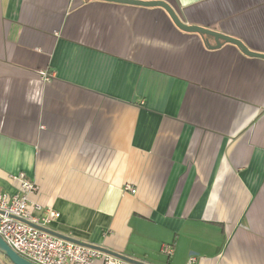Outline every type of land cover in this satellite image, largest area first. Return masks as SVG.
I'll return each mask as SVG.
<instances>
[{
  "label": "crops",
  "instance_id": "0c3cea01",
  "mask_svg": "<svg viewBox=\"0 0 264 264\" xmlns=\"http://www.w3.org/2000/svg\"><path fill=\"white\" fill-rule=\"evenodd\" d=\"M164 1L264 53V0ZM204 41L162 7L0 0V193L23 172L50 229L149 264H264V59Z\"/></svg>",
  "mask_w": 264,
  "mask_h": 264
},
{
  "label": "built area",
  "instance_id": "2783aa9c",
  "mask_svg": "<svg viewBox=\"0 0 264 264\" xmlns=\"http://www.w3.org/2000/svg\"><path fill=\"white\" fill-rule=\"evenodd\" d=\"M39 75L47 82L54 76L46 70L40 71ZM12 177L21 181L22 193H0V235L21 256L35 264H96L98 260L103 264H131L109 253L57 237L33 225L48 227L49 223L60 216V212L53 208L44 210L40 204H35L34 208L40 210V214L35 215L28 202V195L35 190V185L23 172ZM125 189L132 193L137 191L129 184L125 185ZM161 246L167 255L173 254L171 244ZM195 257L191 255L188 264H192ZM0 264H5L1 258Z\"/></svg>",
  "mask_w": 264,
  "mask_h": 264
},
{
  "label": "water",
  "instance_id": "95a60500",
  "mask_svg": "<svg viewBox=\"0 0 264 264\" xmlns=\"http://www.w3.org/2000/svg\"><path fill=\"white\" fill-rule=\"evenodd\" d=\"M102 1L126 3V4L146 6V7H162L163 9H165V11H167L170 18L172 19V21L175 23V25L179 29L186 31V32L198 33L199 35H201L203 37V39L205 40L204 42L207 44V46L209 48L214 50L216 48H220L225 43H230V44L237 46L240 49V52H242V54H245V55L251 56V57L255 56V57L264 59V53L263 52L254 51V50L250 49L241 39H239L237 37H233L229 34L226 35V33L217 31V30L209 28V27H205V26H201V25H197V24H189V23L184 22L181 19V17L178 15L176 10L172 7V5H170L167 1H164V0H102ZM209 37L214 38L215 44L211 43L212 41H210ZM22 220H24V219H22ZM24 221L29 222L27 220H24ZM29 223H31V222H29ZM33 225L37 226L38 228H40V229H42V230H44L50 234L57 236V237L60 236V238L70 240V241H74L76 243H79V244H82V245H85V246H88V247L109 253V254L116 256L122 260H125L128 263H131V264H149V263L137 260L135 258L129 257L127 255H124L122 253L110 250L106 247L98 246V245H95L92 243H88V242L81 241L79 239L64 235L62 233H59L57 231L50 229L49 227H45V226H42L39 224H33ZM0 253L3 254L4 256L8 257L13 264H35L34 262L28 260L27 258L21 256L20 253L16 252L6 242V240L1 235H0Z\"/></svg>",
  "mask_w": 264,
  "mask_h": 264
},
{
  "label": "trees",
  "instance_id": "16d2710c",
  "mask_svg": "<svg viewBox=\"0 0 264 264\" xmlns=\"http://www.w3.org/2000/svg\"><path fill=\"white\" fill-rule=\"evenodd\" d=\"M0 255L4 258V260H5L8 264H13V263L11 262V260H10L8 257L4 256V255L1 254V253H0Z\"/></svg>",
  "mask_w": 264,
  "mask_h": 264
}]
</instances>
